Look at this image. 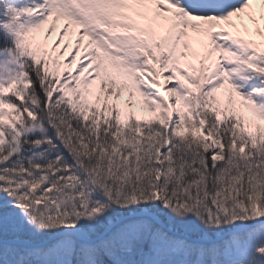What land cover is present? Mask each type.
Instances as JSON below:
<instances>
[{"label":"snow or ice","instance_id":"1","mask_svg":"<svg viewBox=\"0 0 264 264\" xmlns=\"http://www.w3.org/2000/svg\"><path fill=\"white\" fill-rule=\"evenodd\" d=\"M0 264H264V0H0Z\"/></svg>","mask_w":264,"mask_h":264}]
</instances>
